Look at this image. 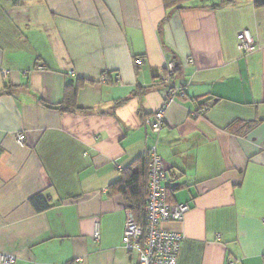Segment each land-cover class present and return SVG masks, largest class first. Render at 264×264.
Returning a JSON list of instances; mask_svg holds the SVG:
<instances>
[{
    "label": "crops",
    "instance_id": "obj_1",
    "mask_svg": "<svg viewBox=\"0 0 264 264\" xmlns=\"http://www.w3.org/2000/svg\"><path fill=\"white\" fill-rule=\"evenodd\" d=\"M213 1L0 0V253L136 264L121 241L124 200L108 188L147 161V120L174 85L184 93L156 149L170 202L189 206L161 224L182 236L177 264H264V6ZM243 29L257 44L248 54ZM66 90L79 110L57 107Z\"/></svg>",
    "mask_w": 264,
    "mask_h": 264
},
{
    "label": "built area",
    "instance_id": "obj_2",
    "mask_svg": "<svg viewBox=\"0 0 264 264\" xmlns=\"http://www.w3.org/2000/svg\"><path fill=\"white\" fill-rule=\"evenodd\" d=\"M238 49L243 54H248L256 49V42L249 29H243L237 33ZM134 64L141 66L143 60L134 58ZM166 75L160 76V83H171L175 65L168 62L165 65ZM101 82L107 81V75L102 74ZM184 91L181 88L170 86L165 92V100L162 106L153 112L147 120L148 126L155 136L154 144L148 150V186L144 203V223H138L131 210L125 209V222L122 234V244L126 252L135 258L136 264H177L178 252L182 236L174 231L161 227V224L171 221H181L189 210L185 203H171L168 200V192L172 188V179L166 175L162 160L156 149L159 132L164 124L165 109L172 99ZM205 108L198 112L202 114ZM23 134L16 135V142L23 145ZM264 223V217L262 219ZM100 226L94 224L93 238L99 240ZM220 236H218L219 238ZM264 259V258H263ZM15 257L12 254L0 253V264H14ZM228 264H234V259L228 258Z\"/></svg>",
    "mask_w": 264,
    "mask_h": 264
},
{
    "label": "trees",
    "instance_id": "obj_3",
    "mask_svg": "<svg viewBox=\"0 0 264 264\" xmlns=\"http://www.w3.org/2000/svg\"><path fill=\"white\" fill-rule=\"evenodd\" d=\"M177 5H182L192 0H168ZM213 1V0H212ZM255 6H264V0H255ZM215 6V4H213ZM76 95L70 90H66L61 103L57 105L62 111L79 110L75 105ZM158 140V137H157ZM155 141V136H154ZM157 144V142H156ZM149 159V156H148ZM148 159L141 158L140 164L136 169L126 168L121 172V177L109 185V190L113 193H118L124 200L125 207L131 210L135 220L138 223H144V203L147 195L148 186ZM147 178V183L144 180ZM169 195V192H168ZM168 200L170 202L169 196ZM30 203L37 211H42L48 207L41 194H36L30 198Z\"/></svg>",
    "mask_w": 264,
    "mask_h": 264
},
{
    "label": "rangeland",
    "instance_id": "obj_4",
    "mask_svg": "<svg viewBox=\"0 0 264 264\" xmlns=\"http://www.w3.org/2000/svg\"><path fill=\"white\" fill-rule=\"evenodd\" d=\"M204 2H214V1H212V0H204Z\"/></svg>",
    "mask_w": 264,
    "mask_h": 264
}]
</instances>
